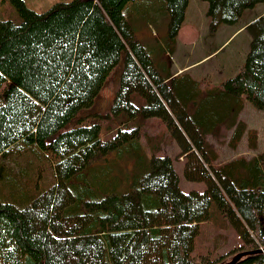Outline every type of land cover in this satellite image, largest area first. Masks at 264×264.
<instances>
[{
    "label": "trees",
    "instance_id": "obj_1",
    "mask_svg": "<svg viewBox=\"0 0 264 264\" xmlns=\"http://www.w3.org/2000/svg\"><path fill=\"white\" fill-rule=\"evenodd\" d=\"M9 1L18 21L0 20L1 183L25 181L39 159L54 184L37 196L20 189L22 208L0 199V264H225L245 251L256 252L235 264H264V153L216 165L207 142L222 130L231 131L232 149L245 133L255 138L239 114L245 102L264 111V13L245 26L250 41L237 74L209 87L187 73L158 72L123 13L137 0H71L43 13ZM163 1L175 39L188 0ZM204 1L211 31L264 3ZM121 56L110 115L158 118L179 148L184 178L204 183L203 192L180 190L168 156L142 157L141 175L128 184L115 154L138 142L139 124L106 141L98 123L62 131L93 104ZM27 156L20 166L16 159ZM212 201L243 242L216 259L193 254Z\"/></svg>",
    "mask_w": 264,
    "mask_h": 264
},
{
    "label": "rangeland",
    "instance_id": "obj_2",
    "mask_svg": "<svg viewBox=\"0 0 264 264\" xmlns=\"http://www.w3.org/2000/svg\"><path fill=\"white\" fill-rule=\"evenodd\" d=\"M70 1L24 0L26 6L37 13L47 11L56 3ZM145 1L148 0H137L134 4H127L123 8V13L132 26L135 37L141 42L149 57L152 59L154 67L162 76H167V74L173 72L183 62L185 54L188 52L191 51V58L193 60L198 53L207 51L214 44L216 50L221 48L203 63L194 66L190 72L202 74L204 76L202 80H206L209 87L215 86L216 79H213V76L207 78L205 77L206 74H217V80H221V82L235 76L236 73L231 72L239 64H243L248 49L250 37L247 30L241 29L230 39H227L224 36V30H221L218 32L215 41L212 39L205 40L206 38L203 40L200 39L198 47L192 53L190 49L183 50L177 47L172 41L173 39H169L167 34L168 13L166 7L164 6L162 8L158 2L149 4ZM191 3L196 7V10L200 6V0H191ZM257 5V8L253 7L244 11L241 20L235 26L232 25L233 27L226 28L230 31L228 34H232L240 24L248 21L250 17L259 12V9H264V4ZM196 14L197 22L203 26L198 10ZM0 20L18 21V16L9 0H0ZM207 20L209 21L208 17ZM122 70L123 56L120 57L119 63L106 77L93 104L88 108L81 109L76 117L62 131L75 128L81 123L85 125L98 123L100 126V139L106 141L115 135L118 128L129 130L139 124L140 136L138 142L136 144H129L119 154H115L114 165L119 169H123L121 166H126L128 184L131 185L133 183L135 176L141 175V171H138V164L142 161V157L146 155L148 158L152 156H168L171 158L173 168L178 176L180 190L183 193L190 191L203 192L205 190L204 183L189 182L184 178L183 160L178 159L179 148L158 118L128 120L125 114L118 117L110 115V107L115 97ZM133 99L135 102L144 103L136 95L133 96ZM244 104L245 108L243 109L242 117L247 124L242 122L248 130L255 132V138L253 139L252 135L245 133L244 135L247 136L241 139L235 149H230L226 145V139L223 138V130L221 131L223 137L218 138V141L211 136L207 137V142L213 146L218 154V159L215 162L216 165L226 163L235 157L249 159L264 153V111L255 109L249 102H245ZM107 114L109 117H106ZM227 132L231 134V131ZM253 143L255 145L252 148ZM29 159L30 157L27 156L16 159V161H18L20 166H25ZM37 160V167L32 166V168H28V176L25 181L22 179V181L17 180L15 183L8 181L6 184H3L0 178V199L2 201L16 203L22 208L25 202H19L22 201L20 200V189L22 192L27 189L26 192L30 193L29 195L37 196L40 192L51 188L54 184L53 171L47 161ZM4 179H6L5 176ZM242 244V239L234 231L228 220L220 215L215 202L212 201L210 205V217L199 223V233L194 239L193 254L208 253L212 259H216L240 247Z\"/></svg>",
    "mask_w": 264,
    "mask_h": 264
},
{
    "label": "crops",
    "instance_id": "obj_3",
    "mask_svg": "<svg viewBox=\"0 0 264 264\" xmlns=\"http://www.w3.org/2000/svg\"><path fill=\"white\" fill-rule=\"evenodd\" d=\"M135 2H133L131 4H134ZM145 2H148L149 4H155L156 2H158L162 6V8H164V6H165V3H164L163 0L162 1L161 0H148V1H145ZM261 4H264V3H261ZM199 5L200 6L197 8V10L199 11V16H200V19H201V21L203 23V26L200 25L197 22V19H196L197 18L196 7L192 5L191 0H188V6L186 8L183 24H182V26H181L176 38L172 40L174 42V44H176L177 47L182 48L183 50L190 49V50H192V53L198 47V43L200 42V39L203 40V39L206 38L205 40H207V39L211 40L212 39V40L215 41V38H216L218 32H220L221 30H224V36H226L227 39H230L232 36L237 34L241 29L246 30L245 26L249 22H251L252 20H254L255 18L259 17L260 15H262L264 13V9L263 8L259 9V12H257L254 16L250 17L248 19V21L240 24V26H238L234 30V32L232 34H228L230 31H229V29H226V28H231V27H233L232 25H221L216 30L211 31L209 29V21L207 20V16H206L207 3L204 0H200ZM257 6L258 5H256L254 8H257ZM220 48H218L216 50V46L214 44L207 51H205V52L203 51V52L198 53L193 60L191 58V51L189 50L190 52L185 54L183 62L180 65H178L173 72H170L169 74H167V76H169V75L176 76L178 74L187 73L188 72L190 77L192 79H194V80H202V79H204V76L202 74H196L194 72H190V70L194 66L200 65L206 59H208L209 57L214 55ZM241 65L242 64H239L237 66V68L234 71H232L231 73H236L237 74L238 69L241 67ZM212 76H213V79H216L215 80L216 81L215 85L221 83V80H217V74H213V75L206 74L205 77L211 78ZM218 79H220V78H218ZM244 108H245V104H244L243 109ZM243 109H242V111L239 114V120L245 122L243 120V117H242ZM223 133H224V137L223 138L226 139V143H227V141L229 140V137H230V133L229 132L225 133L224 130H223ZM246 136L247 135H243L242 138H245ZM215 140L218 141V139H216V138H215ZM229 148L232 149L231 147H229Z\"/></svg>",
    "mask_w": 264,
    "mask_h": 264
},
{
    "label": "water",
    "instance_id": "obj_4",
    "mask_svg": "<svg viewBox=\"0 0 264 264\" xmlns=\"http://www.w3.org/2000/svg\"><path fill=\"white\" fill-rule=\"evenodd\" d=\"M255 252L256 251L240 252V253L236 254L228 263H225V264H235L241 257L253 254ZM258 252H262V250H259ZM263 252H264V250H263Z\"/></svg>",
    "mask_w": 264,
    "mask_h": 264
}]
</instances>
